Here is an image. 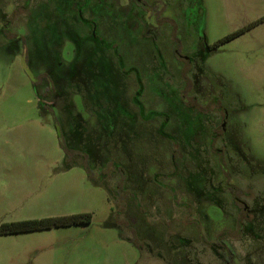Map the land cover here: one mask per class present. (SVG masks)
<instances>
[{
  "label": "rangeland",
  "instance_id": "rangeland-1",
  "mask_svg": "<svg viewBox=\"0 0 264 264\" xmlns=\"http://www.w3.org/2000/svg\"><path fill=\"white\" fill-rule=\"evenodd\" d=\"M177 1L165 14L199 63L128 0H0V264H223L184 225L208 240L237 225L211 141L230 109L225 155L254 188L226 243L264 264V0ZM79 213L91 221L10 230Z\"/></svg>",
  "mask_w": 264,
  "mask_h": 264
},
{
  "label": "flooded vegetation",
  "instance_id": "flooded-vegetation-1",
  "mask_svg": "<svg viewBox=\"0 0 264 264\" xmlns=\"http://www.w3.org/2000/svg\"><path fill=\"white\" fill-rule=\"evenodd\" d=\"M129 2V7H132V10L134 13L137 12H142L145 14H147L148 16V21L144 23V28L147 31H154L155 33V38L159 39V41L161 43H163L162 37H160V33H159V29L161 27H168L170 29L169 32V38L171 40V42L174 44L173 45V49H174V54L173 56L178 60L181 61V57H185L183 59H186L185 61L187 63H199L200 59L199 57L195 58L192 56V59L189 58V56L187 55V53H182V52H187L184 51V47H183V40L180 42L181 37L179 34V22L177 20H175L174 18L170 17L167 13L165 14L168 6H170V4L178 2L177 0H128ZM142 16V14H141ZM151 18H153L154 22L151 21ZM160 27V28H159ZM159 28V29H158ZM154 38V39H155ZM216 43V42H215ZM214 43V45H216ZM154 44H156L158 46V42L154 41ZM164 44V43H163ZM193 49V47H191L190 51ZM211 49L212 47L209 45L207 46V48L204 50L205 54H211ZM190 55V52H188ZM199 54V53H198ZM192 86V85H191ZM234 96V95H233ZM236 96V95H235ZM233 97L230 94H226L225 98L221 97V96H212L211 99L209 100L208 104L212 103V102H217L218 103V107L220 108V105H223V102L226 99H232ZM234 99V98H233ZM237 100V98H236ZM235 100V101H236ZM237 103L235 104V107H237ZM196 107V106H195ZM194 109H201L202 111H211L210 107L208 110L207 106H201L200 104L197 105V107ZM234 108V107H233ZM196 109V110H197ZM222 113V119L220 121V124L218 125V127L213 130L212 132V145L214 146V140L216 139V141H220L219 144L217 143L218 147H219V151L220 152V157L219 159H217V171L220 172L221 177L222 178H227V180L233 178V182L231 185V189H232V195L231 194H223L224 196L229 195L228 199H226V203L225 206H231L232 209V213L235 215L237 214V225L235 228H237V226H239L240 232L238 233V235L236 236H224L223 237V244L225 247H227L228 249H230V256L233 259V264H241L240 262V258H243V256H238V254L236 253V251H234L231 246H229L230 244L226 243L227 241L234 239H239L240 238V234H242V231L244 229V225H241L242 219H243V223L244 220L245 222L248 221V217L250 218V212H251V204L249 203V196H250V190H252V188H254V185L252 183L249 182H245V176L248 175V173L254 171L253 167L251 165H247L246 162H244V160L239 156H237V159L235 156L232 155L231 160H228V158L225 155L226 153H230L231 152V148H230V144L227 142L226 140V130H227V126H228V122H229V117L232 113L231 109L227 110V111H220ZM217 112L216 109L215 111H213L215 116L220 115L221 113ZM216 131V132H215ZM176 145V144H175ZM176 146H174V150ZM215 148V147H214ZM107 167V166H106ZM106 167L102 168L101 171L104 172V170L106 169ZM253 174V173H252ZM237 177V181L236 178ZM240 179V181H239ZM246 183V184H244ZM121 186V187H120ZM249 187V188H248ZM121 191L123 196L125 195V191L122 190V182L119 181L118 186H117V191ZM125 198H123V204H121V206H125L126 204L124 203ZM142 204H138L137 208L141 207ZM225 208V207H224ZM229 209V208H228ZM236 212V213H235ZM245 224V223H244ZM163 225H166L164 223H162V225H160V228L162 229ZM169 225V224H167ZM188 230L189 228H192L190 231L192 232V236L193 237V233L196 232L197 236L199 238V241L202 245L206 246L207 248L211 249L214 251L218 261H220L223 264H229L228 261H226L224 259V254H223V250L220 248V246L218 245L217 241H216V236H217V232L215 235V239L213 240H208L206 238V231L205 228L203 229L200 225H184ZM169 227V226H168ZM171 228V227H170ZM225 229L228 228H223L220 231H224ZM231 229V228H230ZM234 229V228H232ZM168 232H172L173 228L170 229L168 228ZM199 231L204 235L206 242H208L209 244H206L205 242L202 241L201 236L199 235ZM174 235L177 236H183L181 232L175 231V233H172ZM190 237V238H191ZM189 238L188 243H191V239ZM228 244V245H227ZM211 245V246H210ZM204 246H202L204 248ZM245 257V256H244ZM244 260V259H243Z\"/></svg>",
  "mask_w": 264,
  "mask_h": 264
},
{
  "label": "trees",
  "instance_id": "trees-1",
  "mask_svg": "<svg viewBox=\"0 0 264 264\" xmlns=\"http://www.w3.org/2000/svg\"><path fill=\"white\" fill-rule=\"evenodd\" d=\"M237 33H235L233 36H235ZM229 38L230 36L223 38V39H219L218 41H216L215 44L216 45L221 44L223 41ZM190 87H191V82L189 81L184 91L189 90ZM70 151L71 150L66 149L67 153H70ZM109 168H110V164L107 165L106 169H109ZM91 217L92 216L90 213H79V214H73L70 216H63V217H57V218L50 217V218H44V219L27 220V221H21V222L11 224L10 230L11 229L14 231L31 230L34 228L49 226L54 223L56 225H69L73 223H89L91 221ZM239 232H240V229H239V226H237V228H234V229L228 228V229H225L224 231L223 230L219 231L216 236L217 237L216 241L218 245L220 246V248L223 250L224 259L228 261L229 264H233V259L230 256V249L224 246L222 239L225 235L226 236H236L238 235ZM199 235L201 236V239L203 242H205L206 244H209L208 242H206L204 235L200 231H199Z\"/></svg>",
  "mask_w": 264,
  "mask_h": 264
}]
</instances>
